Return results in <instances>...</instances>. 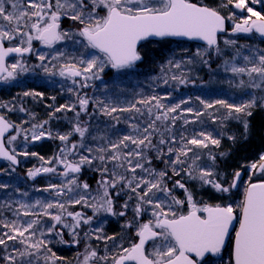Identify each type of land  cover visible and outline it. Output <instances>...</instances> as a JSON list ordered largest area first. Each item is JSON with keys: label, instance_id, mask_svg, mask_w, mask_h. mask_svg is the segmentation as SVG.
<instances>
[{"label": "snow or ice", "instance_id": "snow-or-ice-1", "mask_svg": "<svg viewBox=\"0 0 264 264\" xmlns=\"http://www.w3.org/2000/svg\"><path fill=\"white\" fill-rule=\"evenodd\" d=\"M255 5L262 7L257 10ZM65 20L71 21L70 27H63ZM221 34H255L264 42V0H219L215 6L204 0H0V81L15 80L18 74L29 71L22 59L9 64L7 57L34 53L39 62L35 67L47 76L70 80L73 87L67 91L75 96L72 103L48 105V119L27 128L24 125L29 121L17 124L0 114V158L9 162L11 171L20 163L18 157H36L41 164L28 169L29 179L41 174L62 178L37 189L50 193L51 199L0 205L14 217L0 218V264H68L53 246L82 242L84 252L76 257L79 264H213V258L224 261L228 243L231 252L227 264H264V152L230 174L222 173L217 170V160L229 156L230 150L210 149H220L221 137L204 130L190 135L181 131L178 137L174 131L177 121L187 126L202 123L203 117L214 123L220 120L222 125L236 120L242 125L243 139H247V117L257 107L264 108V48L240 44L227 36L222 48ZM167 38L202 41L205 47L198 48L195 57L211 72L216 71L213 57L221 60L217 68L231 74L229 86L250 90L248 98L236 103L197 96L202 107L193 108L185 106L190 100L165 103L171 96L168 93L142 95L122 106L111 97H92L82 91L101 80L108 69L117 74L133 70L147 55L144 42L160 43ZM34 41L48 49L71 42L81 51L78 55L60 50L40 52ZM182 63L169 61V67L162 68L164 85L170 81L188 83L183 72L169 74L171 68L181 69ZM23 96L43 98V93L25 91ZM50 99L55 102L56 97ZM0 108L15 110L14 105L2 103ZM221 110L224 115L218 116ZM19 111L27 109L21 106ZM67 112L75 114L71 130L54 133L50 122L60 119L58 113ZM95 113L115 124L128 113L123 118L130 131L115 140L106 134L92 135L88 121L81 117L90 120ZM30 115L35 120V115ZM76 134L78 141L71 139ZM21 136L25 145L47 138L59 140L62 147L46 159L26 147L18 151L15 144ZM88 136L91 145L86 143ZM227 138L233 143L237 140L235 134ZM98 139L102 143H96ZM205 155L210 163L203 162ZM154 161L163 167H155ZM85 166L100 174L96 195L87 181L80 180ZM187 181L210 187L221 202L197 199ZM241 186L242 199L231 201L233 190ZM9 187L0 183V189ZM178 190L181 195H177ZM121 198L123 202L117 207ZM77 205L91 209L92 215L70 210ZM129 210L132 216L121 224L120 233L108 235L102 226L92 228L101 215L126 218ZM45 218L50 223L46 224ZM93 238L103 243L102 252L99 245L87 243Z\"/></svg>", "mask_w": 264, "mask_h": 264}, {"label": "trees", "instance_id": "trees-1", "mask_svg": "<svg viewBox=\"0 0 264 264\" xmlns=\"http://www.w3.org/2000/svg\"><path fill=\"white\" fill-rule=\"evenodd\" d=\"M144 43V51L147 53V55L145 56L144 61L138 62L137 66L133 70H130L126 73L117 74L114 70L108 69L106 70V74L101 80L91 82L92 86L87 89H83L82 91L87 92L88 95L92 97H100L102 99L106 96L111 97L113 102L122 106H126L128 103L134 102L142 95L165 96L168 93H171V96L169 97V99L164 101L165 103L174 104L182 99L190 100L189 104L185 106L193 108L202 107L199 104V101L196 100L197 96L208 101H212L215 99H226L229 100V102L236 103L239 101V98L243 91L229 86L227 81L229 79H232L231 74H226L222 71L221 68H217V65L221 63V60L213 57L211 63L213 69H216V71L211 72L207 66L200 62L199 58L195 57L197 49L196 45L192 43H189L187 41L172 40H164L160 43ZM64 51L69 55H78L80 49H78V46L74 48L71 42H68L64 46ZM190 59L193 60V63H186ZM32 60L33 58L31 56L30 58L22 62H24L26 66L29 67L32 64L31 69H33L34 63L31 62ZM169 61L185 62L182 63L181 69L171 68L169 74H180L181 72H183L184 75H186L188 78V83L181 85L170 81L168 85L163 84L162 79H160V77L162 76V68H168ZM34 83L35 81L29 84V86L31 87H28L27 91L42 92L43 98L22 97V99H19L21 103L20 107L23 106L25 109H27V112H22L23 121L30 122L29 124L24 125L25 128L30 127L31 123H38L42 120L48 119V114L51 111L48 105L54 103L56 106H59L61 104L72 103L75 101V96L72 95L69 100H67L65 99V95L62 96L54 93L45 94V91L33 89ZM53 96L56 97L55 102L50 99ZM90 111H92L91 106ZM30 113L35 115V120L32 119ZM128 115V113H125L123 114V117H127ZM217 115L223 116L224 110H221V112ZM57 116L60 117V119H54L50 122L52 131L54 133H64L70 131V125H73V123L75 122V114L73 112H67L58 113ZM7 117H9L8 114ZM123 117L119 124H115L109 118L99 115V113H95L90 120L87 116L83 115L81 118L85 121H88L92 135L100 137L106 134L111 139L115 140L118 136L127 134L129 132L128 125ZM188 118L191 119V117ZM247 119L250 123V129L247 139H243L241 135V133L243 132L242 125L236 120L224 121L222 125L220 120H217V122L214 123L208 117H203L202 123L189 124L187 126H184L182 121H177L174 131L176 132L178 137L179 133L185 130L189 135L194 130H204L212 132L213 135L221 137L220 149H216L213 146H210V149L213 152H227L230 150L229 156L225 158H218L217 160V164L219 165V168L217 170L222 173L230 174L237 168L238 165L255 161L258 159L259 154L264 152V108L254 109L252 116L247 117ZM231 134H235L237 136V140L235 143L227 138L228 135ZM71 139L74 141H78L80 138L78 134H76L73 135ZM86 143L90 145L93 144L91 136H88ZM96 143H102V141L98 139ZM29 144L30 146L27 148L28 151L38 152L46 159L56 154L59 148L62 147L59 140L47 138ZM20 158L23 159L21 165L17 169H15L14 172H11L9 176H6L5 174L0 178V183L10 185L8 189H0V205H3L5 202L23 201L27 203H33L37 199H51L52 197L50 193L37 191V189H43L50 182L55 183L56 180H58L60 177L53 176L52 174H41L34 180L29 179L26 175L28 169L40 166L41 162L36 157ZM72 159H75V157H72ZM203 162L210 163L206 155L204 156ZM154 166L157 168L163 167V165H161L158 161H154ZM79 175L81 181H87L91 185L92 195L96 194L98 189L97 181L100 180V174L98 172L90 170L87 166H85L82 173ZM187 186L193 189L197 196V199L202 198L206 202L211 201V199L209 198L210 196H215L217 198V195H219L214 193V191L210 187L201 188L198 181H187ZM16 189H19L20 191L17 192ZM24 192H27L28 195H21V193ZM232 194L235 195L236 193L233 192ZM177 195H181V192L179 190L177 191ZM207 196L208 198L205 199V197ZM217 199H219L218 202H221L220 197ZM122 202L123 198L118 200L117 207ZM16 206L17 205L14 204V207ZM70 210L84 211L88 215H92L91 209H82L79 205ZM0 213H2V216H0V218H14L13 212L10 210L0 208ZM131 216L132 212L131 210H129L128 217H117V220L115 222L112 221L113 217L101 215L94 220L92 228L101 226V224L104 222V225H102V227L107 231V233L108 229L112 233H120L121 224L124 223L125 219H130ZM147 218L148 217L146 216L145 219ZM23 219L30 218L25 217ZM49 222L50 221L45 218V223L47 224ZM112 233H110L109 235H112ZM65 239H70V237L66 236ZM91 241H93V239L89 240V242ZM83 244L84 242L79 245L71 243H57L53 246V251H55L58 256L63 257L64 260L68 262V264H73L75 250H79L78 247H81ZM0 255H2V252H0Z\"/></svg>", "mask_w": 264, "mask_h": 264}, {"label": "rangeland", "instance_id": "rangeland-1", "mask_svg": "<svg viewBox=\"0 0 264 264\" xmlns=\"http://www.w3.org/2000/svg\"><path fill=\"white\" fill-rule=\"evenodd\" d=\"M260 6L261 5H255L257 10ZM225 12H227V10H225ZM70 26H71V21L65 20L63 22V27L68 28ZM226 36H227V38H230V39H237L240 44H249V45L258 46L260 48H264V42H261V39L258 38L254 34L250 35V36H240V37L239 36H232L230 34H228ZM223 38L221 39L222 48L224 47L223 46ZM34 42L37 43V41H34ZM37 44H38V45H36L37 51L47 52L50 54H53L56 50L64 51V46L66 45V43H60V44L55 45L53 49H48V48L44 47L43 45H41L39 42ZM198 48L203 49L200 46H196V49H198ZM78 49H79V47H78ZM80 51H81V49H80ZM32 58H33V60L31 62L34 63V68H33L34 70L31 69V65H32L31 64L30 67L27 66L29 68V71H27L25 73L18 74L15 80H9L6 82L0 81V103L8 104L10 107L13 105L15 106L14 111H9L8 109H5V108H0V114L5 113L4 115H6V116L8 114L9 115L8 119L17 123V124H19L23 121L22 112L19 111L20 104H21L19 99H22V97H24L23 92L27 91L28 87H31V86H29V84L33 83L34 81H35V83H34L33 89H36V90L38 89L39 91H45V94L46 93H49V94L54 93V94H59L62 96L65 95L66 96L65 99H67V100H69V98L72 95L71 93H69L67 91V89L69 87H73L72 82L70 80H64L63 78H61L59 76H47V75H45L43 73L42 69L35 67V65H37L39 62L36 60V56L34 53H33ZM14 62H15V60L11 61L9 64L14 63ZM19 75H20V77H19ZM21 75H22V77H21ZM245 79H246V77H245ZM247 91H250V90H247ZM247 91L242 92V94L239 98V101L237 103H239L242 99L248 98ZM257 95H259V93H257ZM72 96H74V95H72ZM72 99H74V98H72ZM258 108H260V107H257L256 109H258ZM70 127L72 128V125H70ZM129 131H130V129H129ZM15 146L17 147L18 151H22V150H25V147L28 148L30 146V144L25 145L23 142L22 136H21V138L18 139V141L16 142ZM21 157H23V156H21ZM21 162H23V159H21ZM4 169H9V171L7 173L4 172L6 174V176L7 175L9 176L10 173L13 172V171H11L9 166H6ZM256 178H258V177H254V180ZM61 179L62 178L60 177L58 180H56L55 183H59L61 181ZM229 179H231V176L229 177ZM244 181H247V174H245ZM233 192H235L236 194L235 195L231 194V201L238 202L240 199H242L243 186H241V188L239 190H236V191L233 190ZM93 195H96V194H93ZM208 196L205 197V199H207ZM211 197L212 196L209 197L211 199V201H209L210 203H216L219 201V199H217V198H219V195H217V198L215 196H213L216 199H214L213 197L211 198ZM116 220H117V217H113L112 221L116 222ZM102 225H104V222L101 224V226ZM104 232L108 235L110 233H112L109 229H108V233L105 229H104ZM87 243H90L93 247H97V245H99L100 251L101 252L103 251L104 245L102 242L96 241L93 238V241H91V242L87 241ZM84 247H85V244H83L81 247H78L79 250H75V256H74L73 264H79L76 257H77L78 253L84 252ZM81 259H82V257H81Z\"/></svg>", "mask_w": 264, "mask_h": 264}, {"label": "flooded vegetation", "instance_id": "flooded-vegetation-1", "mask_svg": "<svg viewBox=\"0 0 264 264\" xmlns=\"http://www.w3.org/2000/svg\"><path fill=\"white\" fill-rule=\"evenodd\" d=\"M204 2H205V3H208V4L212 5V6H215L217 3H219V0H204ZM227 35H228V34H227ZM37 43H38V42H37ZM37 43L34 42V48H35V49H36V47H37L36 45H38ZM31 56H33V54H31ZM31 56H30V57H31ZM30 57H28V58H30ZM28 58L23 57V58H20V59H22V61H24V60H26V59H28ZM13 60L16 61L17 59H11L10 62L13 61ZM4 114H5V113H4ZM4 114H3V115H4ZM5 116H6V115H5ZM6 118L8 119L7 116H6ZM6 166H9L8 163L3 162V161H0V169H4ZM230 252H231V243H228V244L226 245V247H225L224 252H223L224 261L221 262V261L219 260V258H213V264H227V260H228V258H229Z\"/></svg>", "mask_w": 264, "mask_h": 264}, {"label": "water", "instance_id": "water-1", "mask_svg": "<svg viewBox=\"0 0 264 264\" xmlns=\"http://www.w3.org/2000/svg\"><path fill=\"white\" fill-rule=\"evenodd\" d=\"M221 35H223V34H221ZM167 39H170V40H185V41H191V42H195V43H198V44H202V45H204V43L202 42V41H198V40H189V39H187V38H167ZM38 42V41H37ZM31 54H26L25 55V57H29ZM11 58H20V57H17L15 54H13V55H11V56H9V57H7L6 59H7V62H8V60L9 59H11ZM8 134L6 133V136H7ZM0 160H2V161H6V160H3L2 158H0ZM6 162H8V161H6ZM9 163V162H8ZM19 166V164L18 165H16L15 166V168H17ZM2 176V172H0V177ZM236 226L238 227V224H236Z\"/></svg>", "mask_w": 264, "mask_h": 264}]
</instances>
